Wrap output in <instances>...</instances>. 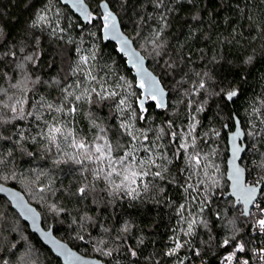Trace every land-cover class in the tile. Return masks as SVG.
Masks as SVG:
<instances>
[{"label": "trees", "instance_id": "trees-1", "mask_svg": "<svg viewBox=\"0 0 264 264\" xmlns=\"http://www.w3.org/2000/svg\"><path fill=\"white\" fill-rule=\"evenodd\" d=\"M101 1L109 3L122 30L147 59L148 68L158 77L163 76L162 84L169 93V110L152 109L151 116L155 118L153 127L170 118L183 126L186 123L185 103L188 99L184 93L200 79L195 73L208 72L212 77L207 81L208 92L201 90V96H192L191 99L200 101L203 97L207 100L205 111L197 117L200 120L197 132L202 137L198 147L202 154L210 153L208 148L215 147L218 151L214 159L222 167L219 176L222 178L221 188L213 189L209 197L211 203L205 206L203 213H199L198 203L193 202L183 190L187 175L186 171L181 172L185 166L184 160H177L169 153L172 164L168 166L165 181L160 182L164 187L163 195L150 192L136 201H111L106 193L100 192L92 193L86 200L82 199L77 194L78 187L83 183L79 166L71 163L53 164L52 158L42 153L39 143L32 144L30 139L22 141L20 145L15 144L19 132L23 131L29 137L36 133V125L31 119L15 121L0 129L6 136H12L11 142L0 140V153L4 160L0 164V183L25 195L40 213L44 229L52 227L57 238L79 253L95 257L104 264H178L179 260H184L185 264H219L220 257L232 250L231 247L223 249L216 246L225 235L230 234L228 221L232 220L241 229L239 235L251 241L246 244L251 250L255 242H261L264 237L252 236L249 223L240 213L241 207H234L231 198H224L228 190L225 172L227 138L234 130L231 113L240 120L244 133L246 150L241 164L246 170V180L251 184L262 174L264 0H164L160 8L155 6L157 0H85L90 12L97 17L96 21L87 24H83L59 0H0V96H3L4 89H9L8 95H12L15 90L11 89V84L27 76L31 102L35 103L44 97L49 103L55 104L62 97V87L74 84L80 77V73L69 75V65L75 67L80 55H89L93 51L96 59L90 64L94 75L107 79L109 83L116 76H123L135 85V77L126 67L125 59L118 53L115 44L102 40V23L99 19ZM40 14L46 15L47 21L33 26ZM161 15L166 16L167 26L157 40V43L163 42L165 45L163 55L157 57L151 41L163 27ZM11 52L17 55L11 56ZM28 55L33 57L31 61L23 59ZM166 61L173 62L175 68L165 67ZM21 63L24 64L23 69L17 67ZM220 89L225 92L235 89L239 95L234 103L227 102L222 96L212 95ZM110 104L111 101L92 106L82 104L75 117V126L88 136L92 135L89 131L91 118L97 119L105 127L114 126L116 121L110 118ZM10 115L8 113V117ZM48 115L45 112V117ZM139 126L146 125L141 123ZM215 132L219 135H215ZM109 135H113V132ZM10 151L11 156L8 155ZM28 152L33 155L29 156ZM39 171L47 173L41 181L50 185L53 191L37 193L28 183ZM202 174L200 171L198 177L193 176L192 182L201 179ZM170 179L172 183H168ZM41 196L44 198L41 199ZM93 197H98L97 202H93ZM52 203L63 207L64 212L54 214L49 207ZM181 204L186 206L185 216L191 211L197 218L208 221V228L196 226L195 235L186 238L191 240V246L186 245L178 257H168L164 253L172 246L169 238L175 235L173 229L179 230L181 227L177 214ZM188 204L191 207L189 209ZM0 213L3 214L0 228L4 230V237L7 241L17 243V249L0 252V256L8 259L9 264H22L19 257L25 256L28 248L31 249L27 254L28 264H61L1 196ZM85 216L92 220L82 228L81 218ZM15 223L22 229V236L16 233ZM125 223L130 226L128 233L121 232ZM104 228L109 231L104 232ZM80 235L84 236V240L77 238ZM141 239L143 243L138 244L137 241ZM100 240L113 251L112 256L106 257L93 251ZM5 247L10 248V245L6 244ZM129 247L136 250V257L131 256ZM193 248L200 251V256L193 255Z\"/></svg>", "mask_w": 264, "mask_h": 264}, {"label": "snow or ice", "instance_id": "snow-or-ice-1", "mask_svg": "<svg viewBox=\"0 0 264 264\" xmlns=\"http://www.w3.org/2000/svg\"><path fill=\"white\" fill-rule=\"evenodd\" d=\"M163 4L164 0H157L155 6L160 8ZM72 6L82 13L83 19L87 23L97 20V17L88 11L84 0H72ZM101 8L104 10L102 16L99 17L102 21L101 30L105 38L120 42L121 52L129 54V62L136 69L135 85L123 76H116L111 83L107 79L99 78L93 74L90 64L96 59L95 51L89 55H80L75 67L69 65V75L76 76L77 73H80V77L74 84L69 83L62 87V97L55 104L49 103L44 97H40L38 101L32 103L31 97L28 95L30 89L27 76L19 82L11 84V89L15 90L12 95H8L9 89H4L3 96H0V129L15 121L31 119L32 123L36 125V133L29 137L23 131L19 132L15 144L20 145L22 141L30 139L32 144L39 143L42 153L49 155L53 164L71 163L79 166L78 170L83 177V183L78 187L77 194L85 200L92 193L100 192L106 193L111 201L123 199L136 201L150 192L153 194L159 192L163 195L164 187L160 182L165 181V176L169 172L168 166L172 164V160L169 158V153H171L175 159L184 160L185 166L181 172L186 171L187 175L183 190L193 202L198 203V212L203 213L205 206L211 203L209 199L213 194L211 190L218 185V180L209 171L210 169L212 172L216 171L214 163L210 162V154H202V150L198 147V141L202 137L197 132V127L200 124L197 117L205 111L207 100L201 97L200 101H194L191 97L201 96V90L207 93V81L212 77L208 72L195 73L200 79L184 93L188 97L187 102L181 101V103H185L187 109L186 123L183 126L178 125L175 119L170 118L163 124L153 127L152 121L155 118L151 116L152 109L169 110V104L166 101L169 93L165 91L162 84L163 76L158 77L145 70L144 58L131 50L130 41L119 32L117 17L109 10V3H102ZM47 19L46 15L40 14L36 17L33 26L43 23ZM160 20L164 22L163 27L155 33L156 38L151 41L157 57L163 55L162 50L165 46L163 42L157 43V40H159L164 27L167 26L165 15H161ZM21 51H23L22 48ZM16 55V52H11V56L15 57ZM23 59L31 61L33 57L28 55ZM250 60L251 57H249ZM17 67L23 69L24 64H18ZM165 67L175 68V64L166 61ZM86 68L87 70H85ZM36 82L38 80L32 83ZM212 95L222 96L225 101L234 103L239 92L235 89L226 92L220 89ZM104 101H111L109 105L112 110L110 118L114 119L116 124L112 127H105L102 123H98L97 119L91 118L89 131L92 135L88 136L86 132L75 126V117L80 111V106L82 104L92 106ZM194 104L195 107H193ZM45 112L49 114L47 117H45ZM8 113L11 114L10 117H8ZM229 115L234 121L233 127L241 123L231 113ZM141 123L146 126H139ZM110 132H113V135L110 136ZM214 134L219 135L218 132ZM240 135L242 133L239 130L233 134V170L230 176L232 194L236 197V202L243 206L240 213L249 223L250 231L264 237V164L260 166L262 174L259 178L251 184L247 183L244 179L245 169L235 164L239 153L244 151L235 143L236 138ZM0 140L11 142L12 136H6L4 131L0 130ZM8 155H12L11 151ZM28 155L32 156L33 153L28 152ZM3 163L2 153H0V164ZM200 171L203 172L204 178L192 182L193 176L198 177ZM46 176L47 173L43 171L36 172L28 183L37 193L53 191L50 185L43 184L41 181V178ZM13 178H15L14 174ZM172 182V179L168 180V183ZM201 186H203V190H201ZM4 190L0 187V191ZM9 195L15 201V207L21 209L24 217L27 218L29 214H32L33 222H35L33 209L24 203L23 198L14 192ZM43 198L41 196V199ZM97 199L98 197H93V202H97ZM49 207L54 214L59 215L64 212V208L58 207L56 203H52ZM185 211V204H181L177 212L180 217L178 224L181 227L179 230L173 229L175 235L169 238L172 246L164 253L168 257H178L186 245L191 246V240L186 238L195 235L196 226L203 225L208 228V221L202 217L198 219L197 215L191 211L185 216ZM91 220V217H82L81 227L83 228L85 223ZM0 221H3L2 213H0ZM228 225L231 226L230 234L225 235L216 246L223 249L231 247L232 250L222 255L220 264H251L253 255L260 264H264V240L261 241L259 249L249 250L246 244L251 241H246L239 235L241 229L235 226V221H228ZM108 231V228H104V232ZM129 231L130 226L125 223L121 232L128 233ZM3 232L4 230L0 228V252L17 249V243L7 241ZM43 235L55 245L57 254L64 258L66 264H103V261L85 260L65 245L51 240L47 233ZM77 238L84 240L83 235ZM13 239L15 240V237ZM117 239L120 237L117 236ZM211 239L215 240L216 238L211 237ZM137 243L142 244L143 240L141 239ZM6 244L10 245V248H6ZM30 251V248L26 249V255L19 257L22 264H28L27 254ZM93 251L106 257L113 255V251L105 246L103 240L96 242ZM192 251L193 255L200 256L198 249L193 248ZM129 252L132 257L137 256L136 250L131 247H129ZM0 264H9V260L0 256ZM178 264H185V262L179 260Z\"/></svg>", "mask_w": 264, "mask_h": 264}, {"label": "water", "instance_id": "water-1", "mask_svg": "<svg viewBox=\"0 0 264 264\" xmlns=\"http://www.w3.org/2000/svg\"><path fill=\"white\" fill-rule=\"evenodd\" d=\"M60 3L62 5H65L67 6L77 17H79V19L81 20V22L83 24H87V22L83 19V15L81 12L77 11L73 6H72V0H59ZM106 1H101L99 3V9H100V13H101V16L103 14V9L101 8V4L104 3ZM84 4L87 6L88 8V11L90 12V7L88 6V4L85 2L84 0ZM109 10L113 12L114 15H116V13L110 8L109 6ZM117 17V15H116ZM102 23V21H101ZM117 27L119 29V32L125 37L127 38L129 41H130V48L131 50L137 52L139 55H141L143 58H144V68L146 71L152 73L153 75L157 76L156 74H154L147 66V59L142 55V53L134 46V43L133 41L129 38V36L122 30L121 26H120V22H119V19L117 17ZM101 37H102V40L103 42H111L113 44H115V47H116V50L118 51V53L125 59V64H126V67L131 70L132 74L134 77H136V69L132 67L131 63L129 62V54L127 53H123L120 51V47H121V44L119 41L115 40V39H107L105 38L104 36V33L103 31L101 30ZM139 90V89H138ZM140 91V90H139ZM166 91V90H165ZM167 92V91H166ZM166 101H167V97H166ZM239 130V132L242 133V135L238 136L236 138V141L235 143L237 145H239L242 149H244V151H241L239 153V157L236 159V166L242 168V169H245L242 164H241V160H242V157L244 156V153H245V150H246V144L244 142V133L241 129V126L240 124L236 125L234 127V130L229 133L228 135V138H227V158H226V172H225V178L228 182V190L227 192L225 193L224 195V198L227 199V198H231L234 202V207H238L240 206L241 209H242V205L241 204H238L236 202V197L232 194V181L230 180V176H231V173H232V170H233V163H232V153H233V134L236 133L237 131ZM244 179L246 181V170L244 171ZM0 187H2L3 189H5L4 191H0V196L1 197H4L11 205V208L16 211V213L20 216V218L22 219V221H24L27 225H28V228L30 230V232L32 234H34L35 236L38 237V239L41 241V243L46 247L48 248L51 253L53 254V256L57 259L60 260L61 264H66V261L64 260V258L62 256H59L57 254V250H56V247L54 244H52L50 242L49 239H46L45 236L43 235L44 233H47L48 236L51 238V240H55L56 242L60 243V244H63L65 245L68 249H70L73 253H75L77 256H80L81 258L85 259V260H90V261H93V262H96V261H101L95 257H90V256H85L81 253H79L77 250L73 249L72 247H70L66 242L60 240L59 238H57L54 233H53V228L52 227H49L48 229H44L42 227V220H41V215L40 213L37 211V209L28 202V200L26 199L25 195L13 188V187H10L8 185H5V184H2L0 183ZM18 193L22 198H23V201L25 204H27L30 208L33 209V213L35 215V222H33V216L32 214H29V216L27 218L24 217L21 209L15 207V201L13 200V198L9 195V193ZM104 264V263H103Z\"/></svg>", "mask_w": 264, "mask_h": 264}, {"label": "rangeland", "instance_id": "rangeland-1", "mask_svg": "<svg viewBox=\"0 0 264 264\" xmlns=\"http://www.w3.org/2000/svg\"><path fill=\"white\" fill-rule=\"evenodd\" d=\"M213 144V143H212ZM211 146H214V145H211ZM216 148L214 147L213 149H209L208 148V150L209 151H211L209 154H210V162H212V163H214V165H215V168H216V171L215 172H212V170L210 169L209 171H210V173H212L213 175H215L216 176V178H217V180H218V185L216 186V187H214V188H221V186H222V184H221V179L219 178V176H220V174L222 173V167H221V164L219 163V162H217L215 159H214V157H216V156H218V154H217V150H215ZM207 150V151H208ZM204 177H203V174L201 175V179H203ZM227 181V180H226ZM193 182H195V181H193ZM213 188V189H214ZM213 189L211 190L212 191V193H213ZM201 190H203V186H201ZM189 199V198H188ZM190 201V200H189ZM189 207H190V204H188V209H189ZM191 208V207H190ZM199 219V218H198ZM14 229H15V231H16V233H18V234H20V236H22L23 235V233H22V229L15 223L14 224ZM25 241V240H24Z\"/></svg>", "mask_w": 264, "mask_h": 264}, {"label": "built area", "instance_id": "built-area-1", "mask_svg": "<svg viewBox=\"0 0 264 264\" xmlns=\"http://www.w3.org/2000/svg\"><path fill=\"white\" fill-rule=\"evenodd\" d=\"M246 182L249 183V181H247V180H246ZM249 233H250L252 236H260V235L257 234L256 232H251V231H249ZM255 243H256V244L253 246L252 249H259V247L261 246V242L256 241ZM225 254H227V253H225ZM225 254H223V255H225ZM221 257H222V256H221ZM221 257H220V259H219V264H220V262H221ZM251 264H260V262L257 260V258H256L254 255L251 256Z\"/></svg>", "mask_w": 264, "mask_h": 264}]
</instances>
